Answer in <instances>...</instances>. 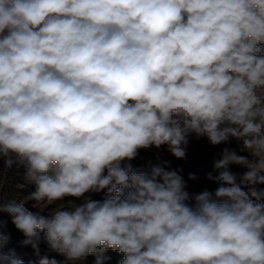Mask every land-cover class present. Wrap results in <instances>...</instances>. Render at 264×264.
Wrapping results in <instances>:
<instances>
[{"label": "clouds", "instance_id": "9594fccd", "mask_svg": "<svg viewBox=\"0 0 264 264\" xmlns=\"http://www.w3.org/2000/svg\"><path fill=\"white\" fill-rule=\"evenodd\" d=\"M192 134L253 159L225 147L195 194L167 161L128 163L185 159ZM0 161L34 186L0 212L37 255L264 264V0H0ZM9 239L0 264H24Z\"/></svg>", "mask_w": 264, "mask_h": 264}, {"label": "rangeland", "instance_id": "374dc122", "mask_svg": "<svg viewBox=\"0 0 264 264\" xmlns=\"http://www.w3.org/2000/svg\"><path fill=\"white\" fill-rule=\"evenodd\" d=\"M225 147L237 149L238 155L246 156L249 160L253 159L250 153L240 152L238 150V142L234 139L231 140L230 143H222L213 146L208 143L206 138H197L195 134H192L189 137L185 159H177L173 157L167 150V147L163 146L160 149H156L155 147L141 149L138 156L128 163H131L135 169L150 172L153 166L167 161L170 169H182L181 175L187 183V191H189L190 194L199 193L205 189L214 191L218 185L207 179V174H217L216 170H214L213 162L221 158L220 154ZM230 170L237 174L238 182L239 177L247 171L246 168L240 165H230ZM23 172V167L17 168L16 166H13V168L8 169L5 168L3 162L0 161V203H8L11 200L19 202L20 200L25 199L30 192L35 190L34 186L26 184L23 179ZM190 173L195 174L197 179L190 180ZM263 186L264 185L262 184L254 185L257 189H264ZM245 190L247 191V188H245ZM90 195L93 199L99 200L103 198L104 193H91ZM32 203L34 202L27 203L25 207L34 213L39 211V209L32 206ZM60 203L61 202H57L54 205L44 208V212H41L40 214L47 216L48 213L54 211ZM0 232L10 237L9 243L4 251L7 252L9 249H14L18 257L21 258L25 264L34 254V251L29 252L28 246L23 245L22 241L25 237L15 228L11 216L7 213L0 212ZM40 245L47 248V245L43 242ZM87 261L88 260L85 259L82 264Z\"/></svg>", "mask_w": 264, "mask_h": 264}, {"label": "trees", "instance_id": "16d2710c", "mask_svg": "<svg viewBox=\"0 0 264 264\" xmlns=\"http://www.w3.org/2000/svg\"><path fill=\"white\" fill-rule=\"evenodd\" d=\"M262 185H264V184H262ZM39 247H40V253H39V255H37L36 252L34 251V249L30 245H28V249H29L28 251L29 252L34 251V254L29 258V260H27V262L25 264H40V260L44 256H48L49 259L55 258L59 262V264H64V257L58 255L57 253L49 252L48 248H46L44 246L39 245ZM105 256H107L109 259H107L104 262V264H120V261L123 259V255L121 253L113 252L111 250L107 251L105 253ZM86 259L88 261L84 264H93L95 257L94 256H88ZM77 264H80V262H77Z\"/></svg>", "mask_w": 264, "mask_h": 264}]
</instances>
